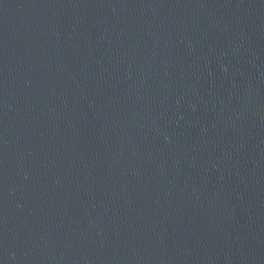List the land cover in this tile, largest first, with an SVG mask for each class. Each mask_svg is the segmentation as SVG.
I'll return each mask as SVG.
<instances>
[{
	"label": "water",
	"instance_id": "95a60500",
	"mask_svg": "<svg viewBox=\"0 0 264 264\" xmlns=\"http://www.w3.org/2000/svg\"><path fill=\"white\" fill-rule=\"evenodd\" d=\"M0 264H264V0H0Z\"/></svg>",
	"mask_w": 264,
	"mask_h": 264
}]
</instances>
